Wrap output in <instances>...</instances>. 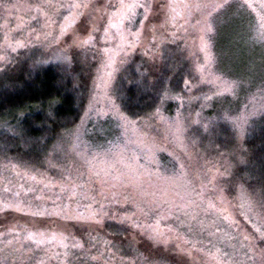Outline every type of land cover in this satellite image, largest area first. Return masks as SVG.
I'll list each match as a JSON object with an SVG mask.
<instances>
[{"label": "rangeland", "instance_id": "obj_1", "mask_svg": "<svg viewBox=\"0 0 264 264\" xmlns=\"http://www.w3.org/2000/svg\"><path fill=\"white\" fill-rule=\"evenodd\" d=\"M262 37L264 0H0V72L57 46L87 71L74 126L25 140L0 122V264H264L245 146L207 148L198 129L222 117L244 138L264 113ZM159 57L185 69L171 89L152 69ZM129 66L160 89L138 116L116 98Z\"/></svg>", "mask_w": 264, "mask_h": 264}, {"label": "trees", "instance_id": "obj_2", "mask_svg": "<svg viewBox=\"0 0 264 264\" xmlns=\"http://www.w3.org/2000/svg\"><path fill=\"white\" fill-rule=\"evenodd\" d=\"M163 28L165 30L164 25ZM212 39L214 43V38ZM158 43L161 44L163 52L165 49V52L173 53L174 47L167 38H158ZM58 47H54L53 50L41 48L39 52H34L26 58L22 67H11V71L0 72V122L5 125H20L25 131L24 135L31 137L25 140L54 137L55 132L60 128L74 126L80 120V112L87 95L85 81L87 71L77 64L78 59L74 57L77 54ZM161 58L159 57V60L153 64L152 69L159 68V72H163L162 76L167 71L164 81L165 78L168 79L167 88L171 89L174 80L180 79L185 69L180 70L178 66L173 71L171 69L173 62L165 63ZM139 60L146 62L144 57H140ZM174 62L180 63L177 60ZM129 68L130 66L123 70L126 79L122 81V78H119L117 82L116 98L123 110L138 116L147 113L148 108L158 102L160 89L151 87L148 83H142L146 85L145 87L138 83L137 85L136 80L129 77L136 78ZM73 76L77 78L73 79ZM165 101L164 104L167 103V107H171L172 102ZM227 109L234 108L227 107ZM208 111L211 112L212 108H209L207 113ZM198 129H203L207 135V139H204L206 135L202 136L204 146L207 148L215 147L218 150L220 146H227L228 142L235 143L233 145L239 147L242 141L248 157L250 180L255 182V189H258L264 211V181L261 179L264 177V113L249 122L244 138H239L222 117L208 124V128ZM246 231L251 235L248 227ZM250 239L264 259V251H262L264 240L256 237Z\"/></svg>", "mask_w": 264, "mask_h": 264}, {"label": "snow or ice", "instance_id": "obj_3", "mask_svg": "<svg viewBox=\"0 0 264 264\" xmlns=\"http://www.w3.org/2000/svg\"><path fill=\"white\" fill-rule=\"evenodd\" d=\"M249 6H251V5H249ZM72 7H74V8H76V9H79V8H81V7H84V8H87L88 7V5H81V4H79V3H77V4H74V5H72ZM130 7H134V5H124V4H121V8L122 9H126V8H130ZM216 7L217 8H219V7H224V5H216ZM80 15V13H77V16H79ZM115 15V14H114ZM66 20H69L71 23H75L76 22V16H73V17H70V18H66ZM86 20H87V18H86ZM67 24L64 26V28H67ZM64 28H62V32L64 31ZM80 30L82 31V32H87L88 31V25L87 24H84L82 21H81V28H80ZM262 38H264V37H262ZM92 39V36H91V34H89L88 35V37H87V39L86 40H81V37L79 36V35H75L74 36V41L75 42H82V43H88L90 40ZM18 43V45H19V42H17ZM13 51H15V48H13ZM107 51V50H106ZM262 179V181H264V177H262L261 178ZM156 224L158 225L159 224V221H156ZM135 227H137V228H139V227H141L140 225H135ZM147 228L150 230L149 231V235H150V237L152 238V239H154V240H157V241H159V238H160V235H161V233L158 231V228H156V227H154L153 225H148L147 226ZM31 235V234H30ZM262 251H264V250H262Z\"/></svg>", "mask_w": 264, "mask_h": 264}, {"label": "crops", "instance_id": "obj_4", "mask_svg": "<svg viewBox=\"0 0 264 264\" xmlns=\"http://www.w3.org/2000/svg\"><path fill=\"white\" fill-rule=\"evenodd\" d=\"M1 235H3V234H0V237H2Z\"/></svg>", "mask_w": 264, "mask_h": 264}]
</instances>
